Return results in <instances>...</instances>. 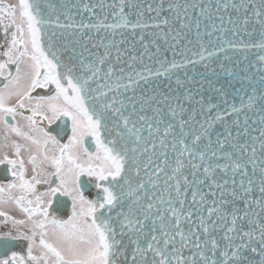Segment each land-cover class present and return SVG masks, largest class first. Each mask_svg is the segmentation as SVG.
<instances>
[{
    "label": "snow or ice",
    "instance_id": "1",
    "mask_svg": "<svg viewBox=\"0 0 264 264\" xmlns=\"http://www.w3.org/2000/svg\"><path fill=\"white\" fill-rule=\"evenodd\" d=\"M0 166V264H264V0H0Z\"/></svg>",
    "mask_w": 264,
    "mask_h": 264
},
{
    "label": "flooded vegetation",
    "instance_id": "2",
    "mask_svg": "<svg viewBox=\"0 0 264 264\" xmlns=\"http://www.w3.org/2000/svg\"><path fill=\"white\" fill-rule=\"evenodd\" d=\"M12 2H14V0H12ZM0 167H2V166H0ZM7 210V209H6ZM70 201H69V207H68V209H67V211L70 213ZM10 214H12V215H16L17 216V218H19V213L18 212H16L15 210H10Z\"/></svg>",
    "mask_w": 264,
    "mask_h": 264
},
{
    "label": "water",
    "instance_id": "3",
    "mask_svg": "<svg viewBox=\"0 0 264 264\" xmlns=\"http://www.w3.org/2000/svg\"><path fill=\"white\" fill-rule=\"evenodd\" d=\"M202 71V69H200Z\"/></svg>",
    "mask_w": 264,
    "mask_h": 264
}]
</instances>
